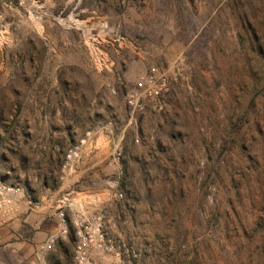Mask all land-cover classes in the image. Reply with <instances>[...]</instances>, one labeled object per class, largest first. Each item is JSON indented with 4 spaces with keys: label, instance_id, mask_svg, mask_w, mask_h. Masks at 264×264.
I'll list each match as a JSON object with an SVG mask.
<instances>
[{
    "label": "rangeland",
    "instance_id": "rangeland-1",
    "mask_svg": "<svg viewBox=\"0 0 264 264\" xmlns=\"http://www.w3.org/2000/svg\"><path fill=\"white\" fill-rule=\"evenodd\" d=\"M153 67L164 107L130 110ZM0 174L99 211L90 264H263L264 0H0ZM38 227L0 228V264H71V226Z\"/></svg>",
    "mask_w": 264,
    "mask_h": 264
},
{
    "label": "built area",
    "instance_id": "built-area-1",
    "mask_svg": "<svg viewBox=\"0 0 264 264\" xmlns=\"http://www.w3.org/2000/svg\"><path fill=\"white\" fill-rule=\"evenodd\" d=\"M171 80H176L175 74L166 69L153 67L144 72L126 92L127 107L137 112L149 104L154 109L161 110L170 91ZM89 134L87 132L86 137L66 149L61 165L62 173L68 171L81 158ZM60 178L63 179L64 174ZM45 199L32 197L21 186L5 182L0 174V222H8L22 213L37 212L44 208L47 201L48 210L59 222L60 233L67 232V224L73 230L75 240L71 264H90L91 253L94 251L114 253V243L105 231L99 211L73 209V203L67 195H52ZM55 239V235L50 234L47 237V246H52Z\"/></svg>",
    "mask_w": 264,
    "mask_h": 264
},
{
    "label": "crops",
    "instance_id": "crops-1",
    "mask_svg": "<svg viewBox=\"0 0 264 264\" xmlns=\"http://www.w3.org/2000/svg\"><path fill=\"white\" fill-rule=\"evenodd\" d=\"M50 195H43L40 196L41 198H43L44 200H46V197H49ZM46 205L44 206V208H42L41 210L37 211V212H30V213H22L20 214L17 218L12 219L8 222H0V228H10V229H18V227L21 226V223H27L28 227L32 228V230H34L33 233V241L36 244V247H38V245L40 243H42L43 240L46 239V235H45V230L43 228H39V224L40 222H42L43 218L47 215H51L54 216L52 214V212L50 210H48L47 206L49 205V203H47V201H45ZM45 225V223L43 224ZM8 231H10L9 229H7ZM12 236L17 239V245L21 246L22 244H26V245H30L29 243H26L25 240L23 239V236L19 233L16 234H12ZM27 238H30V236L28 235ZM27 242H30L29 239H26Z\"/></svg>",
    "mask_w": 264,
    "mask_h": 264
},
{
    "label": "trees",
    "instance_id": "trees-1",
    "mask_svg": "<svg viewBox=\"0 0 264 264\" xmlns=\"http://www.w3.org/2000/svg\"><path fill=\"white\" fill-rule=\"evenodd\" d=\"M263 264H264V262H263Z\"/></svg>",
    "mask_w": 264,
    "mask_h": 264
}]
</instances>
